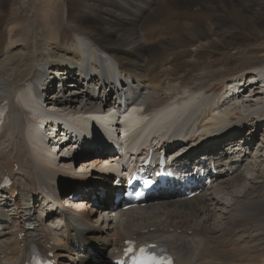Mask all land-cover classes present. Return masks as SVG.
Instances as JSON below:
<instances>
[{
	"label": "bare ground",
	"instance_id": "6f19581e",
	"mask_svg": "<svg viewBox=\"0 0 264 264\" xmlns=\"http://www.w3.org/2000/svg\"><path fill=\"white\" fill-rule=\"evenodd\" d=\"M257 3H261L260 9L253 12ZM59 5L58 0H25V12L31 14L25 19L20 16V10L12 6L13 22H9L5 31V48L0 47V126L1 113L8 119L3 129L0 128V182L1 175L13 179L10 189H0V226L5 229L0 237V262L24 261L34 244L52 253L59 264H70L67 260L71 264H110L108 260L99 261L98 256L103 260L105 256L112 258L120 252L125 240L135 238L156 240L176 256L175 264H264V167L260 168L264 165V157L260 154L264 153V134L260 135L262 140L254 143L257 145V162L249 157V144L258 140L256 131L264 128V94L260 93L261 90L264 92V83L253 98L234 108L222 97L227 85L244 79L242 74H249L247 81H252L255 72L264 68V20L258 15L264 11V0H246L243 7L250 13L252 11V16L240 12V0H88L83 4L85 11L77 17H73L68 5L64 7L63 19L69 25V31L60 25ZM178 5L191 9L195 6L211 14L202 22H195L194 16L187 11L181 14V21L189 20L180 22L185 31L181 34L188 36L187 32L191 33L194 38L191 46L196 54L183 61H179L180 57L153 60L167 54L164 51L167 38L179 40L181 34L176 33V25L172 23L163 22L150 27L143 24L147 17L158 19L165 11L168 17L170 12H183ZM143 8L146 10L144 15ZM240 13L252 22L253 32L261 40L255 46L246 47L248 43H244L243 50L242 43L233 38L238 27L230 25L232 19L240 18ZM21 20L25 23H20ZM64 31L69 33V39L62 43ZM212 41L222 47L234 48L233 56L240 57L232 59L242 60L241 65L248 69L244 67L247 70L240 72L236 65V71L229 73V66L234 63L229 61L230 58L221 60L225 64L216 70L205 68L201 62L203 52L212 46ZM101 52L117 59V67L126 76L121 83L123 91L120 95L144 102L153 117L159 119L158 124H178L172 135L179 138L174 145L167 146L168 155L177 156L186 149L187 153L200 151L206 154L201 149L214 146L216 134L219 140L228 136V148L220 152L214 147L212 152L217 154L221 171L229 163L233 172H226L212 187L192 199L178 190L145 208L126 211L119 216L124 222L113 226L109 218H97V209L87 211L90 205L86 201H98V197L92 200L96 190H101L105 201L117 191L102 173L103 177L99 179L103 184H98L93 192L77 195L75 201L82 203V210L78 214H69L78 217L77 224L68 223L65 231L53 234L36 225L42 222V215H54L46 210L50 203L68 195L57 192L55 184L79 177L65 170L70 161L60 157L58 163L42 154V149L49 152L47 144L34 149L33 127L37 118L26 111L27 96L30 93L48 107L67 111L73 116L89 114L115 94L112 81L115 69ZM82 53L91 56L90 62L84 66H80ZM212 60L221 62L215 58ZM153 68L165 69L170 76L164 78ZM196 70L199 73L192 77V81L198 83L199 88L182 86L180 81ZM224 72L226 74L217 78ZM262 78L264 80V76ZM202 80L204 82L200 83ZM61 85L64 91L59 95ZM52 88L56 91L47 96ZM242 89L249 91L252 86L246 85ZM169 103L172 107L167 112L164 107ZM187 103L196 104L193 112ZM218 109L223 114L215 117L214 112ZM39 120L44 127V120ZM246 126L250 137L236 140L237 132ZM95 141L99 142V137ZM94 155L88 152L79 155L78 159L92 158L84 164L98 162ZM49 157H54L53 150ZM203 164L202 160L198 161V165ZM247 170L253 171L254 176L247 177ZM254 178L258 182L249 181ZM83 182L93 184L94 180ZM225 195L229 202L224 203ZM36 202L42 205L41 210L36 211ZM218 207L222 211H217ZM149 212L162 216L158 217L159 221L148 224L133 223L139 218L144 219ZM49 218L50 222L52 218ZM9 221L15 222L13 227L8 226ZM88 248L95 251L94 255L88 253Z\"/></svg>",
	"mask_w": 264,
	"mask_h": 264
},
{
	"label": "rangeland",
	"instance_id": "374dc122",
	"mask_svg": "<svg viewBox=\"0 0 264 264\" xmlns=\"http://www.w3.org/2000/svg\"><path fill=\"white\" fill-rule=\"evenodd\" d=\"M20 1V2H19ZM24 1L25 0H18V1H16V0H2L1 2H0V5L1 6H3L2 8H0V13H1V15H0V47H2V49H4L5 48V42H4V40L6 39V29H7V27L9 26V22L10 23H12L13 22V17L14 16H12L11 17V7L13 6V7H15L16 9H19L20 10V16L22 15L23 16V18L25 19V18H27V16L28 17H30L31 16V14L29 13V14H27V12H25L26 10H25V7L23 6V3H24ZM75 1V2H74ZM58 0V4H60L59 5V8L61 9V10H59V16H61L60 17V19H61V22H60V25L61 26H64V28L65 29H67V31H69L70 29H69V25L67 24V22H66V20H64L63 18L65 17L64 16V7H66L67 5H68V9L71 11V13L73 14V17H77V15L79 16L82 12H84L85 11V9H84V7H83V4H85L86 3V1H88V0ZM78 1V2H77ZM180 1V0H179ZM10 2V3H9ZM16 4H15V3ZM246 2V0H240V12L242 11V13H244V14H246V15H250V16H252L253 14H252V11H251V13L250 12H248V11H246L245 9H244V7H243V5H244V3ZM159 3V2H158ZM5 4V5H4ZM184 4V3H183ZM9 5V6H8ZM65 5V6H64ZM259 5H261V3H257V5H255L254 6V8H255V10L253 11V12H255L257 9H260L259 8ZM156 6V5H155ZM182 8H179V5H178V9H180V10H182L183 12H170L169 13V17H168V12H164L158 19H155V20H150V18L148 19V17H147V19L145 20V22H144V26H159V25H161L163 22H167V23H172V25L174 24V25H176L175 26V29H177V32L176 33H185V31H184V29H183V27L181 26L180 27V22H189V20H183V21H181L180 19H182V17H181V14L183 13V14H185L186 12L185 11H187L189 14H191V15H193L194 16V21L195 22H199V21H204L205 19H209L210 17H211V14L210 13H208V11H206L205 9H196L195 8V6H192V9H191V7L189 8L188 6H182V5H180ZM261 7V6H260ZM63 9V10H62ZM73 9V10H72ZM79 9V10H78ZM144 9V8H143ZM185 9V10H184ZM194 9H196V10H194ZM263 10H264V7L262 8ZM7 10V11H6ZM10 12H9V11ZM198 10H200V11H198ZM63 11V12H62ZM74 11V12H73ZM78 11V12H77ZM5 13H6V16H5ZM79 13V14H78ZM146 13V10L144 9L143 10V15ZM242 13H240L241 14V16H240V18L239 19H235V20H233L232 19V21H231V23H230V25L231 26H235L236 28L238 27V29L237 30H235V32H233V38L236 40V41H239V42H241L242 44L241 45H243L242 47H241V49L243 50L244 48H245V46H244V43H248V45H246V47L247 46H251V45H257V44H259L260 42H261V40L259 39V38H257L256 36H255V32H253V30H254V26L252 25V22L251 21H249V19L247 18V16L245 17L244 16V14H242ZM2 14H4V15H2ZM10 14V15H9ZM25 14V15H24ZM252 14V15H251ZM75 15V16H74ZM258 15H260L262 18V20H264V11H260L259 13H258ZM5 16V17H4ZM164 16V17H163ZM243 17V18H242ZM165 18V20L164 21H162L163 19ZM244 19V20H243ZM241 20V21H240ZM247 22H246V21ZM175 21V22H174ZM179 21V22H178ZM240 22V23H238V22ZM8 22V23H7ZM20 23H22V24H24L25 23V21H23V20H21V21H19ZM192 22V21H191ZM246 24V25H245ZM179 25V26H178ZM248 25V26H247ZM253 27V28H252ZM241 30H243V31H241ZM160 30L158 29V30H156V32L158 33ZM239 31V32H238ZM2 33H4V35L3 36H1L2 35ZM188 33V36L186 35V34H181V39H174V38H167L166 39V41H165V43H164V46H165V48H164V51L167 53V54H164V56H162V57H160V58H158V59H153V60H159V61H161L162 59L163 60H165V61H167V60H171V59H173L172 57H177V58H181L179 61H183V60H186V59H191V58H193L194 57V55L196 54V51H195V49L193 48V46H191V41L192 40H194V38L192 37V35H191V33L190 32H187ZM239 35H238V34ZM63 38V39H62ZM61 39H62V43H63V41H64V39H69V33L68 32H66V31H64L63 33H62V37H61ZM175 41H178V42H175ZM186 42V43H185ZM188 42L190 43V44H188ZM212 46L210 47V48H208V49H206L204 52H203V55H204V57L202 58V63H203V65L205 66V68H208V67H211L210 68V70H216V69H218V68H220L222 65H224L225 63L223 62V61H221V60H224L225 61V59L226 58H230L231 60H229V61H233L234 63L233 64H231L230 66H229V73H231L234 69H235V67H236V65L238 66V68H239V70H240V72H242V71H244V70H247L248 68H247V66L246 65H241L242 64V60H238V59H232V58H237V57H240V56H233V50H234V48H229V47H222V45H219V44H217L215 41H212ZM44 44V43H43ZM184 44V45H183ZM45 45V44H44ZM62 45V44H61ZM186 45V46H185ZM167 49V50H166ZM192 50V51H191ZM236 51V50H235ZM104 56L105 55H107V54H105L104 52H101ZM3 55V54H2ZM109 56H111V55H109ZM112 57V56H111ZM113 58V57H112ZM210 58H211V60H210ZM212 58L214 59H216V60H220L221 62H214V60H212ZM115 61H116V63H118L119 61L117 60V59H115V58H113ZM178 61V62H179ZM171 65V64H170ZM169 65V66H170ZM128 67V66H127ZM247 68V69H245V68ZM58 70L60 69V68H57ZM129 69V68H128ZM153 69H155V68H153ZM57 71V70H56ZM182 72H183V70H181ZM234 71H236V70H234ZM155 72H157L160 76H161V74H162V77H164V78H167V75H169L170 76V74L169 73H167L166 71H165V69L164 70H158V69H155ZM185 72H187V71H185ZM198 73H199V70H196V71H192V72H190L189 73V75L186 77V80H181L180 81V83H181V85L182 86H190V87H192L193 89H196V87L197 88H199L198 86H197V84L198 83H196V82H193L192 81V77H195L196 75H198ZM244 73H246V72H244ZM224 74H226L225 72L224 73H222V75H218L217 76V78H219L220 76H223ZM242 74V73H241ZM245 75H247V74H242V76H245ZM248 77H249V75H248ZM216 79V78H215ZM197 80H198V78H197ZM201 82H204L203 80L202 81H200V83ZM72 88H74V86L73 87H71V88H67L66 89V92H68V91H70V89H72ZM54 91H56L55 90V88H52V90H50L48 93H47V96H50V94H52ZM159 92H161V91H159ZM162 94V93H161ZM257 112V111H256ZM245 130V131H244ZM243 130V134L241 135V137H248V134H249V127H246L245 129ZM262 132H264V128H262V130L261 129H258L257 130V134H258V141L259 140H262V136H260V135H262V134H264V133H262ZM261 138V139H260ZM21 140H22V138H20ZM256 141H257V139H256ZM254 142H253V144H249V148L251 149V151L253 152V154L251 155V157L250 158H252V156L254 155H256V152H255V149L254 150H252L253 149V147H254ZM256 147H257V145H256ZM254 152H255V154H254ZM260 154H262L263 155V157H264V153L262 152V153H260ZM253 156V157H254ZM90 159H92V158H86V160H83V162H86V161H88V160H90ZM264 167V165L263 166H260V168H263ZM264 169V168H263ZM246 172H250L249 170H247ZM246 174V173H245ZM251 174H253V173H251ZM248 175V174H247ZM249 178H251V177H249ZM249 181H255V182H258V179H252V180H249ZM55 185H58L57 187L59 188L60 187V184H55ZM231 190H233V189H231ZM230 190V191H231ZM69 194V193H68ZM226 195H225V200H224V203H225V201H227V202H229V200H226ZM37 204V203H36ZM12 209V208H11ZM36 209H37V207H36ZM221 209V207H218V210L217 211H222V210H220ZM146 210V209H145ZM227 209L225 208L224 209V211H226ZM144 212V211H143ZM11 213H13V212H11ZM219 214L218 215H220V212H218ZM151 214H153V213H151ZM158 214V213H157ZM157 214H153V216H156ZM198 216H201V215H199L198 214ZM159 217V216H158ZM158 217H156L157 219H154L153 218V220H148V221H145V222H142V219H140V221L138 220V222L137 223H142V224H148V223H152V222H155V221H159V219H158ZM215 217V216H214ZM143 220H146V219H143ZM136 223V222H135Z\"/></svg>",
	"mask_w": 264,
	"mask_h": 264
}]
</instances>
